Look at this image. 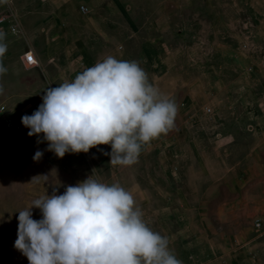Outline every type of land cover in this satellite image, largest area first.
I'll return each mask as SVG.
<instances>
[{"label":"rangeland","instance_id":"1","mask_svg":"<svg viewBox=\"0 0 264 264\" xmlns=\"http://www.w3.org/2000/svg\"><path fill=\"white\" fill-rule=\"evenodd\" d=\"M51 2L42 0L40 5L52 7ZM135 2H139L146 17L148 0ZM37 3V0H0V17L4 18L0 33L5 36L0 43L7 44V52L0 58L7 69L0 74L3 86L0 115L2 106L9 113V121L0 119V264H29L27 257L14 247L18 238L19 211L41 196H51L54 191L63 194L68 185L75 186L86 180L94 170V178L110 185L118 183L133 194L148 226L168 237L170 249L182 264L210 263L211 255L197 256L201 242L190 229L195 228L196 223L186 222L187 219L195 221L197 215L202 217V209L178 206L183 201L174 200V186L164 192L162 169L156 155L152 157L144 148L136 164L111 166V156L104 154L111 153V145H99L88 153H66L59 158L46 150L47 141L37 144L38 137L28 135L30 129L22 124V117L32 115L46 94V91H35L36 66L29 67L23 61L25 53L29 50L35 53L34 47L41 41L35 39L36 17L27 16ZM159 4L164 6V1ZM185 4L189 14L187 30L173 31L166 36L177 53L173 69L175 76L185 80L186 84L180 88H194L201 94L194 104L211 109L209 112L199 109L202 119L196 116L192 120V111L187 110L192 102L180 99V95L177 102L187 111L182 118L189 120L192 126L201 125L191 129L193 132L187 136L200 142L195 145L201 147L199 152H208L215 151L211 140L200 138L232 135L230 147L225 142L218 150L223 155L230 148L228 161L235 170V182L239 185L237 194L249 195L251 192L246 189L249 185L245 188L249 183L257 194H264V37L260 32L264 25V0H168L166 6L176 23H179ZM123 34L124 38L128 36L126 28ZM21 85L28 91H10ZM227 91H232V101H229L237 110L235 120L239 121V127L218 131L214 127L216 119H227ZM214 105L220 107L221 116L215 113ZM183 147L186 152L187 145ZM37 150L44 152L39 162L33 160ZM186 162L183 160V166L174 170L183 169L186 175L189 164ZM180 187L183 195H193L186 190L189 185ZM166 194L171 196L166 197ZM32 213L34 220L42 219L40 209L33 207ZM239 217L234 210L232 219ZM249 225L261 229V217L253 215L248 224L233 221L225 227L236 232ZM233 242L236 243V239ZM200 258L202 260H197Z\"/></svg>","mask_w":264,"mask_h":264},{"label":"clouds","instance_id":"2","mask_svg":"<svg viewBox=\"0 0 264 264\" xmlns=\"http://www.w3.org/2000/svg\"><path fill=\"white\" fill-rule=\"evenodd\" d=\"M6 52L7 44L0 43V58ZM6 71L0 62V74ZM42 99L22 117L37 144L47 141L46 150L59 158L111 145V153H104L111 166L136 164L145 146L175 127L178 115L175 101L150 82L138 61L111 55L73 81L47 88ZM43 155L37 150L33 160ZM94 176L95 170L63 194L41 196L19 211L14 247L29 264H182L168 237L148 226L133 194ZM33 207L41 210L39 221L32 218Z\"/></svg>","mask_w":264,"mask_h":264},{"label":"crops","instance_id":"3","mask_svg":"<svg viewBox=\"0 0 264 264\" xmlns=\"http://www.w3.org/2000/svg\"><path fill=\"white\" fill-rule=\"evenodd\" d=\"M41 1L37 0V7L27 13V16L36 17L35 39L41 40L34 47L38 59L35 91H46L64 81L71 82L86 68L109 55L119 60L138 61L150 82L178 106L175 127L145 146V152L158 157L164 192L167 193L174 186V200L183 201L178 206L202 209V217L197 215L195 221H186L197 225L190 227L195 239L201 242L197 256L203 255V258L211 255V262L206 264H264V194H257L249 183L245 188L249 185L246 189L251 193H246V197L239 196L235 170L228 161L230 148L226 152L228 156L226 153L220 154L218 150L225 142L230 147L233 136L199 137L201 140H211L215 151L208 152H199L201 147L195 145L200 142L193 136H187L193 132L191 129L201 125L192 126L189 120L182 118L187 111L179 106L177 100L182 95L180 99L187 98L192 102L187 109L192 111V120L196 116L200 118L199 109L203 110L204 106L194 104L201 95L198 91L180 88L186 83L184 78L175 76L173 65L177 53L171 40L166 38L173 31L187 30V5H184L179 23H176L166 6L168 0H163L164 6L159 4L162 0H148L146 17L140 10L139 2H135L138 0H50L52 7L46 8L41 7ZM261 26L260 32L264 37V25ZM125 28L129 33L126 38L123 34ZM10 91H28V88L21 85L10 88ZM227 95V119H216L214 122L218 131L225 127L229 130L239 127V121L235 120L237 110L230 102L232 91H227ZM214 109L218 113L216 115L221 116L220 107L214 105ZM183 145H187L186 152ZM185 159L186 163L189 162L186 175L183 169L175 171L183 166ZM185 184L189 185L186 190L192 191L193 195H183L184 190L180 186ZM234 210L240 216L237 220L232 219ZM253 215L261 217V229L249 225L232 232L225 227L233 221L248 224ZM233 239L237 242L234 243ZM210 250L212 253H209Z\"/></svg>","mask_w":264,"mask_h":264},{"label":"built area","instance_id":"4","mask_svg":"<svg viewBox=\"0 0 264 264\" xmlns=\"http://www.w3.org/2000/svg\"><path fill=\"white\" fill-rule=\"evenodd\" d=\"M3 20H4V18L0 17V23H2ZM29 58H31V59H29ZM24 63L26 65H28L29 67L36 66L38 64V59L36 57V54L32 50H29L25 53ZM204 110H206L207 112L211 111V109L206 105L204 106ZM0 119L3 121H6V122L9 121V113L7 112V110L4 106L1 107ZM259 225H260V223L257 222L256 226H259Z\"/></svg>","mask_w":264,"mask_h":264},{"label":"snow or ice","instance_id":"5","mask_svg":"<svg viewBox=\"0 0 264 264\" xmlns=\"http://www.w3.org/2000/svg\"><path fill=\"white\" fill-rule=\"evenodd\" d=\"M29 59H31V58H29Z\"/></svg>","mask_w":264,"mask_h":264}]
</instances>
